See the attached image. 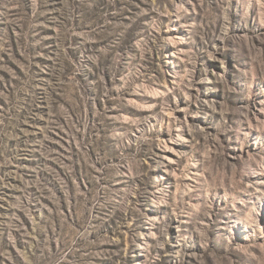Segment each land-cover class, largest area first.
Wrapping results in <instances>:
<instances>
[{"label":"rangeland","instance_id":"1","mask_svg":"<svg viewBox=\"0 0 264 264\" xmlns=\"http://www.w3.org/2000/svg\"><path fill=\"white\" fill-rule=\"evenodd\" d=\"M0 264H264V0H0Z\"/></svg>","mask_w":264,"mask_h":264}]
</instances>
